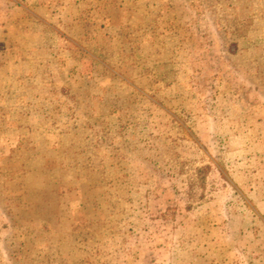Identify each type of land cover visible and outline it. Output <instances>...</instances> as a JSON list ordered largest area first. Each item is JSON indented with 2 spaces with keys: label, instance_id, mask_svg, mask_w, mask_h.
<instances>
[{
  "label": "rangeland",
  "instance_id": "1",
  "mask_svg": "<svg viewBox=\"0 0 264 264\" xmlns=\"http://www.w3.org/2000/svg\"><path fill=\"white\" fill-rule=\"evenodd\" d=\"M0 264H264V0H0Z\"/></svg>",
  "mask_w": 264,
  "mask_h": 264
}]
</instances>
